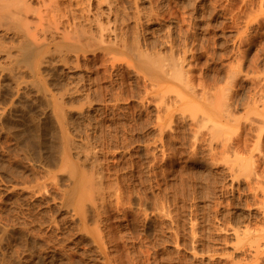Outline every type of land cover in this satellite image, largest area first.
Returning <instances> with one entry per match:
<instances>
[{
	"label": "rangeland",
	"instance_id": "rangeland-1",
	"mask_svg": "<svg viewBox=\"0 0 264 264\" xmlns=\"http://www.w3.org/2000/svg\"><path fill=\"white\" fill-rule=\"evenodd\" d=\"M60 1L96 212L0 120V264H264V0Z\"/></svg>",
	"mask_w": 264,
	"mask_h": 264
},
{
	"label": "bare ground",
	"instance_id": "bare-ground-1",
	"mask_svg": "<svg viewBox=\"0 0 264 264\" xmlns=\"http://www.w3.org/2000/svg\"><path fill=\"white\" fill-rule=\"evenodd\" d=\"M67 1L69 5L72 2L84 3V0ZM59 2L61 3L60 0H0V120L11 127L10 130L24 145L33 149L36 154L39 152L47 164L60 165L59 167H65L69 171V188L64 192L65 204L77 207L79 213L76 215L83 218L88 212H96L94 201L86 202L89 187L94 182L90 183V178L87 177V180L85 173H79L81 170L78 171L72 156L92 163L89 158L91 155L87 151L85 153L84 144L81 140L74 139L68 129V121H74L81 114V111L67 107V102L74 96V90L62 81L54 82L51 73L66 70V79L73 78L78 65H71L70 58H77L79 50L89 39L78 29H74V22V28L68 21L67 24L71 26H66L65 22V26L61 25ZM155 66L152 68L154 77L167 74L166 69H161L157 64ZM174 70L176 75H180ZM192 90L194 93V89ZM14 97L24 99L30 105L40 103L42 107L38 106L37 113L27 105L17 107ZM13 111L15 112L11 115ZM96 185L95 183L94 186ZM262 206L263 204L260 207ZM251 237L255 254L261 251L263 253L264 229Z\"/></svg>",
	"mask_w": 264,
	"mask_h": 264
}]
</instances>
